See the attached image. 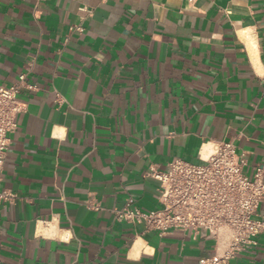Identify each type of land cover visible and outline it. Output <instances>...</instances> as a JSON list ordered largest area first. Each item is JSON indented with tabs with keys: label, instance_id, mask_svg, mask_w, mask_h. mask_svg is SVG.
<instances>
[{
	"label": "crops",
	"instance_id": "0c3cea01",
	"mask_svg": "<svg viewBox=\"0 0 264 264\" xmlns=\"http://www.w3.org/2000/svg\"><path fill=\"white\" fill-rule=\"evenodd\" d=\"M28 67L0 264H207L212 239L112 210L158 207L149 165L197 163L222 141L246 174L264 163V0H0V84ZM256 241L228 264H264Z\"/></svg>",
	"mask_w": 264,
	"mask_h": 264
},
{
	"label": "built area",
	"instance_id": "2783aa9c",
	"mask_svg": "<svg viewBox=\"0 0 264 264\" xmlns=\"http://www.w3.org/2000/svg\"><path fill=\"white\" fill-rule=\"evenodd\" d=\"M76 30L83 29L78 26ZM28 70L19 73L13 83L0 84V202L16 197L1 184L16 116L23 109L18 95L33 88L27 81ZM199 158L197 163L176 158L165 169L149 165L146 175L158 182L159 206L144 212L129 198L112 213L117 221L142 225L144 231L160 237L179 230L193 241L210 238L215 253L207 264H228L247 245H256V237L264 233V216L258 214L264 200V163L255 164L251 175L246 174L247 160L231 141L215 144Z\"/></svg>",
	"mask_w": 264,
	"mask_h": 264
},
{
	"label": "bare ground",
	"instance_id": "6f19581e",
	"mask_svg": "<svg viewBox=\"0 0 264 264\" xmlns=\"http://www.w3.org/2000/svg\"><path fill=\"white\" fill-rule=\"evenodd\" d=\"M213 147H215V146H213ZM210 149H211V147L204 149V150L202 149V152H201L202 155L205 156L210 151Z\"/></svg>",
	"mask_w": 264,
	"mask_h": 264
}]
</instances>
